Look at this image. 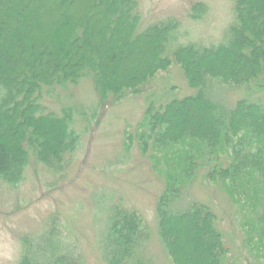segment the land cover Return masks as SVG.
<instances>
[{
  "label": "trees",
  "instance_id": "16d2710c",
  "mask_svg": "<svg viewBox=\"0 0 264 264\" xmlns=\"http://www.w3.org/2000/svg\"><path fill=\"white\" fill-rule=\"evenodd\" d=\"M234 1L237 22L226 42L181 45L168 55L178 22L139 30L138 0H0V189H17L37 164L64 170L101 121L98 111L103 117L107 106L146 94L174 62L196 94L152 101L123 130L125 151L136 148L163 179L155 207L160 241L171 264H229L217 205L179 207L202 172L204 183L228 197L226 213L240 222L246 263L264 264V103L241 99L227 108L208 91L211 80L264 85V0ZM82 79L87 101L57 99L56 91ZM57 226L50 216L37 241L21 235L14 264H82L78 246H63ZM102 232L106 264H151L150 231L138 210L113 206Z\"/></svg>",
  "mask_w": 264,
  "mask_h": 264
},
{
  "label": "rangeland",
  "instance_id": "374dc122",
  "mask_svg": "<svg viewBox=\"0 0 264 264\" xmlns=\"http://www.w3.org/2000/svg\"><path fill=\"white\" fill-rule=\"evenodd\" d=\"M195 3L205 4L206 11H193ZM138 12L139 30L170 18L178 22L167 44L168 55L181 45L210 47L224 43L237 22L234 0H138ZM87 86L88 82L82 79L77 86L56 91V95H61L57 99L62 103L85 102L89 98L82 96ZM257 86H223L218 80H211L208 91L213 100L232 108L241 99L264 103V85L262 89ZM149 88L146 94L107 106L103 117L102 109L101 113L98 111L101 121L83 135L64 170L53 173L37 164L17 189H0V264H14L20 254V236L28 234L37 241L50 216H56L63 246H78L82 264H106L98 239L115 205L138 210L146 221L150 237L145 252L151 264H171L157 234L155 217L163 179L151 170L149 159L143 158L136 148L125 151L123 130L126 123L136 124L150 102L192 96L197 89L188 84L183 70L174 62L150 81ZM191 201L217 205V225L230 249L228 263L248 264L240 222L226 213L230 209L228 197L216 186L204 183L202 172L182 195L180 209Z\"/></svg>",
  "mask_w": 264,
  "mask_h": 264
}]
</instances>
